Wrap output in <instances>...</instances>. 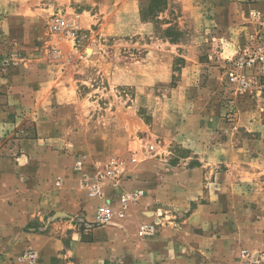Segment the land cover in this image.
I'll list each match as a JSON object with an SVG mask.
<instances>
[{
	"label": "rangeland",
	"instance_id": "374dc122",
	"mask_svg": "<svg viewBox=\"0 0 264 264\" xmlns=\"http://www.w3.org/2000/svg\"><path fill=\"white\" fill-rule=\"evenodd\" d=\"M255 2L264 0H0V99L30 100L36 84L40 99L33 112L9 119L0 113V197L9 192L21 207L18 199L43 196L44 182L17 180L38 171L45 145L74 157L73 170H83L78 186L95 172L84 171L86 160L97 170L132 152L138 161L128 164L130 181L150 195L161 176L178 182V168L204 165V189L220 192L229 213L222 233L241 234L231 264L241 250L260 253L264 264V76L243 69L251 81L241 86L228 75L236 70L231 60L264 38V10L246 9ZM59 17L74 36L51 28ZM12 170L16 181L7 191ZM56 180L59 189L63 178ZM207 200L198 197L187 214ZM63 217L59 212L53 222L63 224ZM158 217L160 211L137 224H156L151 236L136 231L137 250L145 253L157 228H165ZM46 223L22 229L47 232ZM31 250L37 252L16 251L7 262L34 264L38 252L33 263L20 259ZM65 259L76 263L74 255Z\"/></svg>",
	"mask_w": 264,
	"mask_h": 264
},
{
	"label": "crops",
	"instance_id": "0c3cea01",
	"mask_svg": "<svg viewBox=\"0 0 264 264\" xmlns=\"http://www.w3.org/2000/svg\"><path fill=\"white\" fill-rule=\"evenodd\" d=\"M246 6V9L264 10L262 2ZM36 86L38 85H34V95L30 100L21 96L12 100L8 96L1 98L0 102L9 103L0 105V113L9 119L14 113L33 112L40 100ZM57 147L58 150L52 151L45 145V156L40 158L38 171L34 170L36 172L30 173V176L17 177L18 182L21 180L28 185L44 182L45 191L41 192L43 196L30 195L29 199H18L17 204H21V207L13 204L14 196L10 198L9 192L0 197V264H9L7 260L14 252H21L26 248L37 250L39 257L34 264H73L65 259L69 255L76 256L75 264H231L234 260V243L236 240L242 241L241 234L222 233L224 218L229 216V213L223 211V197L220 192L204 189V165L192 170L178 168L181 173L179 175L182 176V180L178 182L174 181L173 174L167 176L164 181L161 176L160 180L156 181L152 194H147L144 188L145 195L142 200L130 204L123 218L115 217L108 224L85 228L74 221L75 217L82 215L90 220L100 200L86 197L77 185L83 170L74 171V157L67 156L62 146ZM2 162L10 163L3 159ZM96 163L85 167L86 160L83 163L84 171L92 174ZM58 176L63 178V183L61 188L54 189L53 184ZM15 181L12 170L11 175L6 178L7 191L10 188L8 185L13 187ZM210 183L212 182H207ZM125 185L133 187V182L129 180ZM49 186L52 188L48 189ZM105 194L111 197L113 191L106 187ZM198 197H205L208 202H198L187 214L190 204ZM159 211L162 214V217H158L159 221L167 222L165 228H157L158 231L151 237L149 249L145 253L137 250V224L149 221V218L155 219ZM59 212L64 215L63 224L53 222L54 215ZM147 212L150 214H146ZM48 213L50 215H47ZM175 214L182 216L181 221L170 220ZM36 220L47 222L43 228L48 231L34 232L32 227H27L26 231L22 229ZM170 224L175 226L170 228ZM64 236H68L67 245H64ZM258 246L264 248V245ZM132 253L135 259L131 258Z\"/></svg>",
	"mask_w": 264,
	"mask_h": 264
},
{
	"label": "built area",
	"instance_id": "2783aa9c",
	"mask_svg": "<svg viewBox=\"0 0 264 264\" xmlns=\"http://www.w3.org/2000/svg\"><path fill=\"white\" fill-rule=\"evenodd\" d=\"M261 12L255 10L253 17H260ZM63 18H56L51 25L54 31H65L70 36H74V27L69 25ZM251 45L243 49V53L231 60L236 70H230L228 75L231 79L237 80L241 86H247L251 78L248 74L242 73L243 69L257 70L255 73L264 76V38L256 36ZM153 146L144 149L146 157L151 156ZM138 161V155L134 152L129 154L128 160L120 157H110L106 163L95 170L92 175H83L79 180V186L84 189L88 199H99L92 218L86 219L84 216H77L76 221L85 228L105 225L112 222L113 218H123L130 204L139 203L145 195V190L141 187H127L125 184L130 180L128 164ZM60 181L56 180V185ZM113 191L111 197L106 196L105 189ZM156 224L147 222L140 224L137 233L141 237L151 236L155 233ZM38 257L36 251H27L20 256V259L28 262H35ZM263 257L260 253L241 250L237 260L233 264H262Z\"/></svg>",
	"mask_w": 264,
	"mask_h": 264
}]
</instances>
